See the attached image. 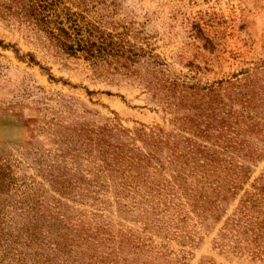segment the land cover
<instances>
[{"label": "rangeland", "instance_id": "rangeland-1", "mask_svg": "<svg viewBox=\"0 0 264 264\" xmlns=\"http://www.w3.org/2000/svg\"><path fill=\"white\" fill-rule=\"evenodd\" d=\"M263 212L264 0H0V264H264Z\"/></svg>", "mask_w": 264, "mask_h": 264}, {"label": "trees", "instance_id": "trees-1", "mask_svg": "<svg viewBox=\"0 0 264 264\" xmlns=\"http://www.w3.org/2000/svg\"><path fill=\"white\" fill-rule=\"evenodd\" d=\"M100 142L101 141H99L98 140V142H95L96 143V145L98 146L99 144H100ZM106 166H109V164L107 163L106 164ZM223 170L221 171V173H225V175L222 177V178H220V179H222L223 181H231V178L233 179V180H239V178L241 177V174H240V172H242V170L240 169L239 170V172H235V170H231V169H228V168H226V167H223L222 168ZM228 172H232V174L230 175ZM228 184V183H227ZM229 185V189H233L234 187H235V185L236 184H228ZM219 187V186H218ZM207 199V201H209V199L208 198H206ZM194 206H196V205H194ZM196 207H199V206H196ZM258 208H259V210H260V208H261V206H258ZM263 214H264V212H263ZM259 224H264V222L263 221H261V222H259ZM65 248V247H64ZM60 253H62V254H64V252L63 251H60ZM69 253V252H68ZM80 259H83V258H80ZM90 259V258H89Z\"/></svg>", "mask_w": 264, "mask_h": 264}]
</instances>
